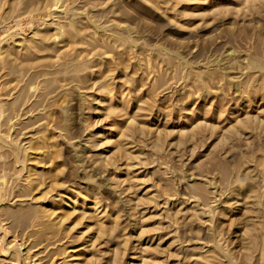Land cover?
<instances>
[{
  "label": "rangeland",
  "instance_id": "obj_1",
  "mask_svg": "<svg viewBox=\"0 0 264 264\" xmlns=\"http://www.w3.org/2000/svg\"><path fill=\"white\" fill-rule=\"evenodd\" d=\"M0 264H264V0H0Z\"/></svg>",
  "mask_w": 264,
  "mask_h": 264
}]
</instances>
